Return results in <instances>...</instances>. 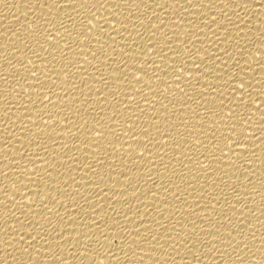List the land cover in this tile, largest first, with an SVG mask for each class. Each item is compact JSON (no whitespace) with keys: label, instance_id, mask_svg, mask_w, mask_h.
I'll list each match as a JSON object with an SVG mask.
<instances>
[{"label":"bare ground","instance_id":"obj_1","mask_svg":"<svg viewBox=\"0 0 264 264\" xmlns=\"http://www.w3.org/2000/svg\"><path fill=\"white\" fill-rule=\"evenodd\" d=\"M0 264H264V0H0Z\"/></svg>","mask_w":264,"mask_h":264},{"label":"snow or ice","instance_id":"obj_2","mask_svg":"<svg viewBox=\"0 0 264 264\" xmlns=\"http://www.w3.org/2000/svg\"><path fill=\"white\" fill-rule=\"evenodd\" d=\"M81 23H84V21H81Z\"/></svg>","mask_w":264,"mask_h":264}]
</instances>
